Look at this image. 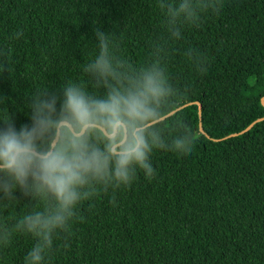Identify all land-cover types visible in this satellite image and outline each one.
<instances>
[{"label":"trees","instance_id":"obj_1","mask_svg":"<svg viewBox=\"0 0 264 264\" xmlns=\"http://www.w3.org/2000/svg\"><path fill=\"white\" fill-rule=\"evenodd\" d=\"M0 264H264V0H0Z\"/></svg>","mask_w":264,"mask_h":264},{"label":"water","instance_id":"obj_2","mask_svg":"<svg viewBox=\"0 0 264 264\" xmlns=\"http://www.w3.org/2000/svg\"><path fill=\"white\" fill-rule=\"evenodd\" d=\"M195 104V103H194ZM198 106H199V115H200V117H201V105L198 103ZM67 125V124H66ZM69 126V125H68ZM70 128H71V126H69ZM85 129L86 128H84L83 129V131L81 132V134H83L84 133V131H85ZM250 128H248V130H249ZM71 131L75 134V135H77V136H80L81 134H76L75 133V131L71 128ZM116 131H117V127L115 128V134H116ZM106 133V132H105ZM115 134H113V136L115 135ZM59 135H60V127H59V129H58V134H57V137H56V139H55V141H54V143H53V148H52V150H51V152L47 155V156H49L53 151H54V148L57 146V142H58V137H59ZM233 136H235V135H233ZM127 138V134H126V137H125V139ZM46 156V157H47ZM15 162V158L13 159V162H12V164ZM11 164V165H12Z\"/></svg>","mask_w":264,"mask_h":264},{"label":"rangeland","instance_id":"obj_3","mask_svg":"<svg viewBox=\"0 0 264 264\" xmlns=\"http://www.w3.org/2000/svg\"><path fill=\"white\" fill-rule=\"evenodd\" d=\"M196 93H197L196 90H192L190 94H191L192 97H194L196 95Z\"/></svg>","mask_w":264,"mask_h":264}]
</instances>
